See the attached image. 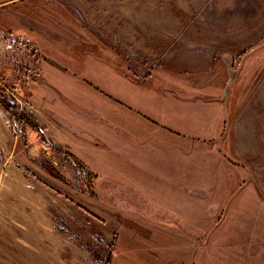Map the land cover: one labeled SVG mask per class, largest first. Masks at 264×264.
Wrapping results in <instances>:
<instances>
[{"label":"rangeland","instance_id":"1","mask_svg":"<svg viewBox=\"0 0 264 264\" xmlns=\"http://www.w3.org/2000/svg\"><path fill=\"white\" fill-rule=\"evenodd\" d=\"M98 3L0 10V93L98 176L0 107V264H264V0Z\"/></svg>","mask_w":264,"mask_h":264},{"label":"trees","instance_id":"2","mask_svg":"<svg viewBox=\"0 0 264 264\" xmlns=\"http://www.w3.org/2000/svg\"><path fill=\"white\" fill-rule=\"evenodd\" d=\"M0 107L9 121L11 123H14L16 129L20 131V134H25L26 131H31L35 134H38L43 139L45 145H48L49 147L52 146V149L60 154L65 160H69L71 164L70 171L73 172L72 179L67 181L60 177L55 178H57L62 184L65 183V185L76 190L79 194L95 198V182L98 180V176L94 172H92L88 168L86 169V167L82 163H80L68 152L52 145L47 140L45 132L38 124L36 118L31 113L21 110L18 105L11 104L1 93ZM77 171L82 173V177L77 175ZM75 181L79 183L75 184ZM45 186L48 187L50 191L55 192L58 195L63 196L65 199H68L71 203H74L72 198L64 196L61 191L57 190L51 185L45 184ZM109 254H107V256H110ZM108 262L109 259L107 258V263Z\"/></svg>","mask_w":264,"mask_h":264},{"label":"crops","instance_id":"3","mask_svg":"<svg viewBox=\"0 0 264 264\" xmlns=\"http://www.w3.org/2000/svg\"><path fill=\"white\" fill-rule=\"evenodd\" d=\"M26 1H28V0H0V10L1 9H3V8H8L9 6H11V5H17V4H19V3H24V2H26ZM38 1H40V2H42V1H45L47 4H48V6L50 5V3L52 2V0H38ZM85 1H88V2H90L91 4H94L95 2H99V3H106V2H110V1H118V0H85ZM50 2V3H49ZM98 3V4H99ZM44 5V4H43ZM39 8H42L43 6H38ZM10 19L12 20V18H13V16H11L10 15ZM26 17L27 18H29V19H31L32 20V16L31 15H29V14H27L26 15ZM34 20V19H33ZM13 24V23H12ZM165 130H167V132H169L170 133V130H168V129H166L165 128ZM68 147V146H67ZM78 159H80L79 157H77ZM81 161H83L82 159H80ZM84 162V161H83ZM140 173H139V176L138 177H146V174H144V173H142L141 171H139ZM141 184H139L138 182H135L134 183V186L136 187V189H135V187L133 188V186L131 187V186H127L126 188H124V190H128V192L129 193H132V191H137V193H140V189L142 188L141 186H140ZM142 192V191H141ZM118 192H116V191H114V192H110V191H107L106 193H102V194H104V195H106L107 197V201H109V200H111V199H114V200H116V201H118L119 203H120V201L121 202H125V203H128L127 202V200H122V199H118L117 197H116V194H117ZM129 207H134L133 205H130ZM161 207H158L156 210H157V215L155 214V213H153V211H151V212H147L146 211V213H145V210H142V211H139V214H142L143 216H144V219H146L147 218V220H152V221H155V222H164V223H170V214L168 213V212H164V213H160V211H161V209H160ZM150 237V236H149ZM140 241H143V239H140ZM145 241H146V238H145ZM147 241H148V239H147Z\"/></svg>","mask_w":264,"mask_h":264}]
</instances>
